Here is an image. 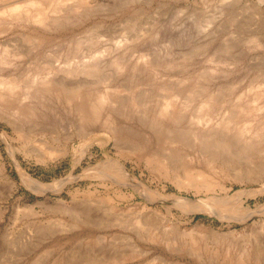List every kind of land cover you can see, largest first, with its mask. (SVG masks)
I'll return each instance as SVG.
<instances>
[{
    "label": "rangeland",
    "instance_id": "1",
    "mask_svg": "<svg viewBox=\"0 0 264 264\" xmlns=\"http://www.w3.org/2000/svg\"><path fill=\"white\" fill-rule=\"evenodd\" d=\"M2 1L0 264H238L264 250L254 2Z\"/></svg>",
    "mask_w": 264,
    "mask_h": 264
},
{
    "label": "bare ground",
    "instance_id": "2",
    "mask_svg": "<svg viewBox=\"0 0 264 264\" xmlns=\"http://www.w3.org/2000/svg\"><path fill=\"white\" fill-rule=\"evenodd\" d=\"M7 1H8V3H10L9 0H7ZM14 1H15V0H14ZM26 1H27V0H26ZM29 1H30V0H29ZM36 1H37V0H36ZM69 1H70V0H69ZM71 1H72V0H71ZM71 1H70V3H71ZM249 1L252 3V5H253V2H254V3L256 4V7H257V8L255 7V8H256V9L259 8V9L261 10V13L264 15V11H263V9H262V7H261V4L259 3L258 0H256V1L249 0ZM1 2H3V1L1 0ZM12 2H13V1H12ZM39 2H41V1H39ZM44 2H45V1H44ZM50 2H51V1H50ZM57 2H58V1H57ZM57 2L55 3V5L58 4ZM63 2H64V1H62V3H63ZM66 2H67V1H65L64 3H66ZM8 3H6V4H8ZM33 3H34V2H33ZM37 3H38V2H37ZM37 3H36V5H37ZM42 3H43V1H42ZM45 3H46V2H45ZM68 3H69V2H68ZM70 3H69V4H70ZM93 3H94V2H93ZM247 3H248V2H247ZM4 4H5V3H4ZM43 4H44V3H43ZM43 4H42V6H43ZM91 4H92V3H91ZM94 4H95V3H94ZM248 4H250V3H248ZM248 4H247V5H248ZM39 5H40V3H39ZM46 5H47V4H46ZM46 5H44V7H45ZM55 5L52 4V6H55ZM58 5H59V4H58ZM58 5H57V6H58ZM65 5H66V4H65ZM65 5H63V7H64ZM71 5H72V4H71ZM95 5H96V4H95ZM250 5H251V4H250ZM250 5H249V6H250ZM49 6H51V5H49ZM57 6H56V7H57ZM59 6H60V5H59ZM68 6H69V5H68ZM78 6H79V5H78ZM1 7H2V6H1ZM32 7H33V6H32ZM40 7H41V6H39L38 8H40ZM46 7H47V6H46ZM46 7H45V9H46ZM75 7H77V6H75ZM75 7H74V8H75ZM96 7H97V6H96ZM2 8H3V7H2ZM30 8H31V6H30ZM33 8H34V7H33ZM51 8H52V7H51ZM57 8H58V7H57ZM61 8H62V6H61ZM65 8H67V7H64V9H65ZM68 8H69V7H68ZM70 8H72V7H70ZM0 9H1V8H0ZM28 9H29V8H28ZM31 9H32V8H31ZM31 9H30V10H31ZM34 9H35V8H34ZM42 9H43V8H42ZM55 9H56V8H55ZM40 10H41V9H40ZM43 10H44V9H43ZM46 10H48V9H46ZM66 10H67V9H66ZM68 10H70V9H68ZM260 10H258V11L260 12ZM33 11H36V10H33ZM39 12H40V11H39ZM41 12H42V11H41ZM44 12H45V10H44ZM34 13H35V12H34ZM37 13H38V12H37ZM257 14H258V13H257ZM259 14H260V13H259ZM263 15H262V16H263ZM259 16H260V15H259ZM15 17H16V16H15ZM263 18H264V17H263ZM0 30H1V29H0ZM17 36H18V35H17ZM5 37H7V36H5ZM5 37H4V38H5ZM13 38H14V36H13ZM6 39H7V38H6ZM10 39H11V37H10ZM14 39H16V36H15ZM12 40H13V39H12ZM2 41H3V40H2ZM13 41H14V40H13ZM54 81H55V80H54ZM61 81H62V80H61ZM64 81H66V80H64ZM49 82H50V81H49ZM51 83H52V82H51ZM66 83H68V82H66ZM58 84H59V83H58ZM70 85H71V84H70ZM79 85H80V84H79ZM61 86L63 87V85H61ZM61 86H59V87H61ZM81 86H82V85H81ZM73 87H74V86H73ZM78 87H79V86H78ZM51 88H52V87H51ZM56 88H57V87H56ZM80 88H81V87H80ZM54 89H55V88H54ZM58 89H59V88H58ZM65 89H66V88H65ZM68 89H69V87H68ZM66 90H67V89H66ZM81 91H82V90H81ZM65 92H66V91H65ZM67 92H68V91H67ZM82 92H83V91H82ZM84 93H85V92H84ZM67 94H68V93H67ZM64 96H65V95H64ZM78 96H79V95H78ZM82 97H83V96H82ZM73 98H74V97H73ZM67 99H68V98H67ZM76 101H77V99H76ZM83 101H84V100H83ZM82 105H83V104H82ZM76 106H77V105H76ZM78 106H79V105H78ZM162 158H163V157H162ZM163 161H164V160H163ZM0 163H1V162H0ZM157 165H158V164H157ZM161 166H162V165H161ZM158 169H159V168H158ZM0 173H1V172H0ZM2 173H3V172H2ZM3 174H4V173H3ZM4 175H5V174H4ZM4 175H3V176H4ZM204 175H205V174H204ZM123 176H124V175H123ZM124 177L126 178V176H124ZM131 179H132L133 181H137L136 179H133V178H131ZM207 179H211V178H207ZM191 181H192V180H191ZM203 182H204V181H203ZM211 182H212V181H211ZM214 183H215V182H214ZM203 184H204V183H203ZM138 186H140L142 189H145V188L147 187V186L144 185L142 182H139V185H138ZM144 186H145V187H144ZM138 188H139V187H138ZM226 190H227V189H226ZM237 193H238V192H237ZM237 193H236V194H237ZM226 195H227V194H226ZM232 195H235V194H232ZM214 196H215V195H214ZM201 201H202V200H200V199L192 200V202H194V203H198V204L203 203V202H201ZM240 203H241V202H240ZM203 204H204V203H203ZM248 209H249V208H248ZM84 211H85V209H84ZM243 211H244V210H243ZM245 212H246V211H245ZM247 214H248V213H247ZM241 215H242V216H241V218H242L245 214L242 213ZM238 216H239V215H238ZM238 216H237V217H238ZM246 216H247V215H246ZM144 217H145V216H144ZM146 218H147V217H146ZM245 218H246V217H245ZM143 220H144V218H143ZM243 221H244V220H243ZM245 221H246V220H245ZM146 222H147V221H146ZM148 222H149V221H148ZM254 224H255V223H254ZM254 224H253V225H254ZM195 226H196V227H203V225H202V224H199V223H196ZM243 226H244V225H243ZM247 226H248V225H247ZM257 226H258V225H257ZM174 227H175V226H174ZM196 227H195V229H196ZM207 227H208V226H207ZM207 227H206V228H207ZM245 228H246V227H245ZM245 228H244V229H245ZM252 228H253V227H252ZM252 228H251V229H252ZM257 228H258V227H256V229H257ZM176 229H177V228H176ZM184 229H185V228H184ZM199 229H200V228H199ZM247 229H249V228H247ZM256 229H253V230H256ZM142 230H143V229H142ZM164 230H165V229H164ZM164 230H163V231H164ZM166 230H167V229H166ZM196 230H197V229H196ZM204 230H205V229H203V230H201V231H203V232L207 231V232H208V230H210V231L212 232L211 234H213V233L216 234V233L218 232V231L216 232V230L212 229V227H211V229L208 227V230H205V231H204ZM161 231H162V230H161ZM176 231H177V230H176ZM210 231H209V232H210ZM246 231H247V230H246ZM145 232H146V231H145ZM164 232H165V231H164ZM194 232H195V231H194ZM194 232H193V233H194ZM197 232H199V231H197ZM207 232H206V233H207ZM209 232H208V233H209ZM227 232H228V231H227ZM229 232H231V230H230ZM242 232H245V231L243 230ZM253 232H254V231H253ZM256 232H257V231H256ZM259 232H260V230H259ZM148 233H149V232H148ZM165 233H171V231H170V232H165ZM208 233H207V234H208ZM220 233H221V232H220ZM248 233H249V232H248ZM248 233H247L245 236H247ZM262 233H263V232H262ZM155 234H156V232H155ZM160 234H161V233H160ZM197 234H199V233H197ZM201 234H202V232H201ZM211 234H210V235H211ZM218 234H219V233H218ZM238 234H239V233H238ZM250 234H251V233H250ZM252 234H253V233H252ZM168 235H169V234H168ZM175 235H176V233H175ZM193 235H194V234H193ZM195 235H196V234H195ZM202 235H203V234H202ZM205 235H206V234H205ZM227 235H228V234H227ZM241 235H242V234H241ZM254 235H255V234H254ZM170 236H171V235H170ZM172 236H173V235H172ZM172 236H171V237H172ZM185 236L187 237V235H185ZM207 236H209V235H207ZM216 236H217V235H216ZM216 236H215V237H216ZM221 236H222V235H221ZM233 236H234V235H233ZM236 236H237V235H236ZM242 236H243V235H242ZM255 236H256V235H255ZM258 236H259V235H258ZM144 237H145V236H144ZM196 237H197V235H196ZM201 237H202V236H201ZM211 237H212V236H211ZM218 237H219V235H218ZM218 237H217V238H218ZM222 237H223V236H222ZM222 237H221V238H222ZM237 237L240 238V236H237ZM243 237H244V236H243ZM252 237H253V236H252ZM178 238H179V237H178ZM187 238H188V237H187ZM197 238L200 239V235H199V237H197ZM202 238H203V237H202ZM202 238H201V239H202ZM205 238H207V237H205ZM208 238H209V240L211 239L210 237H208ZM227 238H229V237H227ZM239 238H238V239H239ZM247 238H248V237H247ZM247 238H246V239H247ZM255 238H256V237H255ZM145 239H146V238H145ZM147 239H148V236H147ZM154 239H156V238H154ZM181 239H183V237H182ZM201 239H200V240H201ZM219 239H220V237H219ZM233 239H234V238H233ZM233 239H230V240H233ZM240 239H242V237H241ZM186 240H189V239H186ZM190 240H191V244H192V246H193L195 249H198L197 246L199 245L198 242H200V241L197 240L195 237H194V238H191ZM214 240H216V239L214 238ZM222 240H224V239H222ZM235 240H236V239H235ZM243 240H244V239H243ZM243 240H242V242H243ZM177 241H178V240H177ZM184 241H185V239L183 240V242H184ZM219 241H220V240H219ZM219 241H218V242H219ZM225 241H226V240H225ZM236 241H237V240H236ZM240 241H241V240H240ZM248 241H249V240H247V242H248ZM253 241H254V240L252 239L251 242H252L253 244H255V242H253ZM255 241H256V240H255ZM257 241H259V243H260V240H257ZM207 242H208V241H207ZM231 242H232V241H231ZM181 243H182V242H181ZM184 243H185V242H184ZM187 243H188V242H187ZM232 243H233V242H232ZM240 243H241V242H240ZM240 243H239V244H240ZM244 243H245V242H243V244H244ZM248 243H249V242H248ZM259 243H258V244H259ZM205 244H206V243H205ZM219 244H220V243H219ZM223 244H224V243H223ZM253 244H252V245H253ZM260 244H261V243H260ZM174 245H175V244H174ZM176 245H178V244H176ZM201 245H202V241H201ZM220 245H221V244H220ZM228 245H229V244H228ZM237 245H238V244H237ZM135 246H136L137 248L143 250V247H142L141 245L136 244ZM169 246H170V245H169ZM199 246H200V245H199ZM234 246H235V245H234ZM239 246H240V245H239ZM239 246H238V247H239ZM262 246H264V245H262ZM173 247H174V246H173ZM180 247H181V246H180ZM184 247H185V246H184ZM193 247H192V248H193ZM218 247H219V246H218ZM224 247H225V245H224ZM224 247H223V248H224ZM235 247H236V246H235ZM189 248H190V247H189ZM199 248H200V247H199ZM202 248H203V247H202ZM229 248H230V247H228V250H229ZM231 248H232V247H231ZM144 249H145V248H144ZM186 249H187V247H186ZM206 249H207V248H206ZM206 249L204 248V250H206ZM235 249L237 250V248H235ZM199 250H200V249H199ZM201 250H202V249H201ZM207 250H210V249L208 248ZM207 250H206V252H207ZM221 250H222V248H221ZM223 250H224V249H223ZM225 250H227V249H225ZM228 250H227V251H228ZM230 250H231V249H230ZM230 250H229V251H230ZM232 250H233V249H232ZM236 250H235V251H236ZM241 250L244 251V249H242V248H241ZM241 250H240V251H241ZM245 250H246V249H245ZM192 251H193V250H192ZM197 251H198V250H197ZM210 251H212V250H210ZM213 251H214V250H213ZM215 251H216V250H215ZM219 251H220V250H219ZM263 251H264V250H261V249L258 248L257 246H255L254 248H251L250 250H246L245 253H244V254L246 255V257H245L244 259L241 257V258H242V259H240L241 261L238 259L237 261H240V262H238V264H249V263H248V260L251 259V258L254 260V263H255L256 261L261 260L262 258H264V257H263V253H262ZM142 252H143V251H142ZM199 252H200V251H199ZM206 252H204V253H206ZM222 252H223V251H222ZM222 252H221V254H222ZM224 252H225V256H223V257H224L223 259H225V261H229V260H230V262H232L231 260H232V258H233V257H232V254H233V253L230 254V252H229V253H227L226 251H224ZM204 253H203V254H204ZM218 253H219V252H218ZM240 253H241V252H239V254H238V251H237V256L240 255ZM203 254H201V255H203ZM206 254H207V253H206ZM212 254H213V253H212ZM215 254H216V253H215ZM221 254H220V255H221ZM235 254H236V253H235ZM241 254H243V253H241ZM198 256H199V255H198ZM198 256H197V257H198ZM204 256H205V255H204ZM210 256H211V255H210ZM215 256H216V255H215ZM215 256H213V258H214ZM157 257H158V256H157ZM193 257H194V255H193ZM202 257H203V256H202ZM207 257H208V256H207ZM207 257H206V258H207ZM234 257H235V255H234ZM243 257H244V255H243ZM213 258H210V260L212 259V262H213L214 260H216L215 258H214V259H213ZM220 258H221V257H220ZM220 258H219V259H220ZM203 259H204V258H203ZM208 259H209V258H208ZM221 259H222V258H221ZM88 260H89V259H88ZM160 260H161V259H160ZM235 260H236V259H235ZM235 260L233 259L234 262H235ZM164 261H165V259H164ZM174 261H175V260H174ZM208 261H209V260H208ZM261 261H263V259H262ZM178 262H179V261H178ZM205 262H206V261H205ZM217 262H218V255H217ZM230 262H229V263H230ZM234 262H233V264H234ZM170 263H171V262H170ZM219 263H220V261H219ZM219 263H217V264H219ZM227 263H228V262H227ZM177 264H178V263H177ZM182 264H190V263H188V262L186 261V262H183ZM211 264H212V263H211ZM221 264H222V262H221ZM251 264H252V263H251ZM255 264H256V263H255ZM257 264H259V263H257Z\"/></svg>",
    "mask_w": 264,
    "mask_h": 264
}]
</instances>
